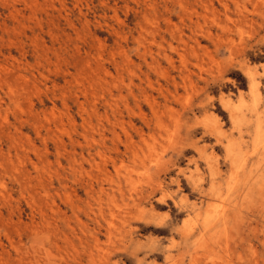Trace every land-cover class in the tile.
Returning <instances> with one entry per match:
<instances>
[{
  "label": "rangeland",
  "instance_id": "374dc122",
  "mask_svg": "<svg viewBox=\"0 0 264 264\" xmlns=\"http://www.w3.org/2000/svg\"><path fill=\"white\" fill-rule=\"evenodd\" d=\"M0 264H264V0H0Z\"/></svg>",
  "mask_w": 264,
  "mask_h": 264
}]
</instances>
